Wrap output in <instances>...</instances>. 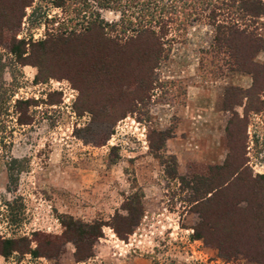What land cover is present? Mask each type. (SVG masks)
Listing matches in <instances>:
<instances>
[{
  "label": "rangeland",
  "instance_id": "374dc122",
  "mask_svg": "<svg viewBox=\"0 0 264 264\" xmlns=\"http://www.w3.org/2000/svg\"><path fill=\"white\" fill-rule=\"evenodd\" d=\"M184 3L0 0V237L14 241L0 264H259L236 248L227 258L194 235L206 213L188 186L194 173L228 165L240 167L241 181L264 175V106L252 109V75ZM170 6L181 10L169 23L165 57L139 78L141 91L122 90L120 77L105 71L106 40L87 27L101 22L105 36L124 44L149 20L143 9L155 14L157 30V9ZM261 11L241 23L264 39ZM246 55L264 62V49L242 48ZM118 60L120 70L127 56ZM161 160L182 183L165 175ZM136 193L143 214L127 239L104 225L93 255L76 260L61 219L109 222Z\"/></svg>",
  "mask_w": 264,
  "mask_h": 264
},
{
  "label": "trees",
  "instance_id": "16d2710c",
  "mask_svg": "<svg viewBox=\"0 0 264 264\" xmlns=\"http://www.w3.org/2000/svg\"><path fill=\"white\" fill-rule=\"evenodd\" d=\"M183 2L185 3L180 8L190 9L189 13H185L187 16H192V11L195 12L193 20H198V16L201 15L202 18L204 15L208 23L213 26L216 47L220 48L224 45L228 48L229 54L234 56L233 52H235L239 58L238 61L242 60L238 62L237 67L252 75V85L245 93V97L249 99V102H253L251 107L254 111L261 110L264 106L261 96L264 92V62H253L249 57L247 58V55L242 56V48L248 51L264 49V39L255 32V29L241 23V20L244 17L248 20L254 19L260 15L261 9H264L263 1L182 0ZM27 4L24 3L23 6ZM181 9H173L172 6L170 9L164 7L157 9L159 16L154 21V24H157V30L149 23L155 14L151 9H143L145 19L150 17L149 20L138 25L135 33L129 36L126 40L128 42L124 44H120L116 36H105L101 22L95 20L87 27L89 30H98L106 40L108 53L105 50V54L112 59V62L110 68L107 63L105 64V71L112 78L120 77L117 79L120 84L118 81L117 85L119 84L122 90H124L123 87H133L134 90L140 91L143 89L139 78L152 73L156 66L155 63L165 57L164 44L169 23L180 19ZM222 9H226L227 17L220 13ZM130 44L134 46L131 55L136 60H131L127 55L130 51L128 48ZM121 54L127 56V60L119 70L117 65L121 61L118 60ZM161 163L167 177L178 178L181 183L183 182L184 178L177 175L175 168L170 171L164 161L161 160ZM226 167L229 171H226ZM228 167V165H217L209 167L205 172L201 171L192 175L194 181L188 186L193 189V200L196 202L201 199L200 202L198 201L199 212L203 213L206 210V213L201 215V222L194 227V235L197 238L202 237L207 244L216 247L227 258L233 255V249L236 248L255 259L259 264H264V243L261 242V240L264 241V175L258 174L255 178L241 181L240 176L243 174L240 167L234 170ZM214 175L218 176L216 180L220 179V182L212 187L210 182L215 180ZM242 201L245 202L244 206L239 205ZM123 207L127 213L125 215L116 213L109 222L103 220L84 222L72 216H65L66 219H61L64 227L62 237L74 244L76 260L93 255L91 253L92 241L103 235L102 226L104 225H110L119 238L127 239V235L133 231L134 225L139 223L143 214L141 194L136 193L132 198L126 199ZM13 243L12 239L0 237V254L7 256L12 250ZM13 248L17 249V247Z\"/></svg>",
  "mask_w": 264,
  "mask_h": 264
},
{
  "label": "crops",
  "instance_id": "0c3cea01",
  "mask_svg": "<svg viewBox=\"0 0 264 264\" xmlns=\"http://www.w3.org/2000/svg\"><path fill=\"white\" fill-rule=\"evenodd\" d=\"M127 261H128V259H127Z\"/></svg>",
  "mask_w": 264,
  "mask_h": 264
}]
</instances>
